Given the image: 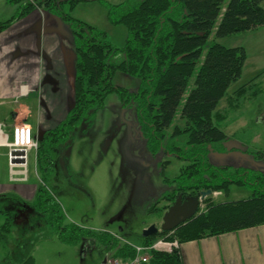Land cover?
Returning <instances> with one entry per match:
<instances>
[{"label":"trees","instance_id":"obj_1","mask_svg":"<svg viewBox=\"0 0 264 264\" xmlns=\"http://www.w3.org/2000/svg\"><path fill=\"white\" fill-rule=\"evenodd\" d=\"M90 1L102 0H44L37 5L70 26L77 56L74 107L61 125L42 136L41 161L51 167L45 144L56 147L71 141L75 128L83 121L91 123L106 98L116 92L124 106L136 104L142 134L152 151L163 146L177 115L186 121L185 128L176 127L171 136L178 141L166 147L169 157L186 163L173 180L176 193L198 196L209 190L227 192L233 185L247 187L252 193L248 200L220 204H212L207 198V212L174 230L172 240L184 243L264 225V175L216 167L208 160L211 148L226 140V134L214 124L213 115L231 84L241 77L246 51L215 43L201 62L203 47L213 33L216 38H224L264 27V0H126L118 5L107 4L110 22L128 28L124 49L113 47L103 32L61 10L64 3L73 7ZM9 2L19 4L23 0ZM30 6L21 5L17 19L33 8ZM8 25L0 26V30ZM118 70L141 79L138 93L113 85ZM35 205L50 215L64 243L97 239L115 258L135 257L132 246L119 244L114 235L64 224L61 206L45 189H38ZM10 224L11 219L3 227L9 229ZM155 239L144 238L143 245ZM22 264H35V260L29 257ZM148 264L183 263L179 251L173 250L152 251Z\"/></svg>","mask_w":264,"mask_h":264},{"label":"rangeland","instance_id":"obj_2","mask_svg":"<svg viewBox=\"0 0 264 264\" xmlns=\"http://www.w3.org/2000/svg\"><path fill=\"white\" fill-rule=\"evenodd\" d=\"M125 1L116 0L118 3ZM43 2L23 0L19 5L28 4L31 8ZM112 3L115 2H81L74 8L64 3L61 10L76 20L95 26L113 47L124 49L129 31L123 24L110 22L107 4L114 5ZM19 5H12L13 16H18ZM42 10L64 22L47 8ZM215 43L226 48H244L247 60L241 77L231 84L213 115L214 124L226 134V140L211 148L209 163L264 175V27L224 38H216L213 33L203 47L201 62ZM70 45L75 58L73 85L77 56L72 35ZM194 80L195 76L190 80V88ZM113 85L135 94L140 91L142 82L140 78L118 70ZM57 88L61 89L63 98L65 86L62 84ZM68 98L71 110L74 99L70 93ZM32 106L28 109L26 123L42 138L53 129L45 131L46 125L39 124L38 103L35 101ZM59 106L53 110L56 116L67 111L63 104ZM48 111L44 105L41 115L44 117ZM65 120L62 119V123ZM0 124L6 131H11L14 124L12 113L1 107ZM185 126L186 121L177 115L166 132L163 146L152 151L142 134L136 104L124 106L119 94L114 92L106 98L103 109L96 113L91 123L83 121L75 128L71 141L61 142L56 147L45 144L51 167L41 161L42 150L37 157L35 152L31 154L27 184L10 182L7 148L0 147V189L14 199L22 197L23 188L30 189V195L36 188H43L61 206L64 224L72 223L97 234L116 235L119 244L140 248L144 242L143 233L151 226L159 229L155 241L169 235H163L161 227L165 214L179 194L175 192L173 180L186 163L169 157L166 147L178 141L171 139L175 128L184 129ZM251 196L247 187L233 185L227 192H213L207 198H211L212 204H220L248 200ZM206 200L195 217L207 212L210 203L206 204ZM28 208L30 211L25 212V217L12 220L9 232L3 228L5 217L0 216V264H21L29 257H33L35 264H102L105 251L100 240L91 239L90 249L85 247L84 239L76 244L64 243L59 231L51 224L50 215L33 203L28 204ZM174 235L175 231L171 238Z\"/></svg>","mask_w":264,"mask_h":264},{"label":"crops","instance_id":"obj_3","mask_svg":"<svg viewBox=\"0 0 264 264\" xmlns=\"http://www.w3.org/2000/svg\"><path fill=\"white\" fill-rule=\"evenodd\" d=\"M111 2L121 4L116 0ZM12 5L9 0H0V26L9 24L0 30V107L12 113L13 126L28 124V109L36 101L39 124L46 125L45 131L51 130L72 110L68 107L69 93L75 104V82L72 85L75 58L70 35L74 47L75 38L64 22L45 13L42 7H33L17 19L12 14ZM62 84L66 88L63 98L61 89L57 88ZM60 104L66 106L67 111L56 116L53 110L61 107ZM44 105L49 111L43 117L41 109ZM55 120H58L56 125L51 126ZM4 191L0 189V207L3 209L0 216L5 217L6 224L9 219L12 222L25 217V212L30 211L28 204H35L38 189L30 195L31 190L23 188L22 197L14 199ZM4 230L9 232V229ZM90 245L91 241L87 240L85 247L90 249ZM104 251L102 264L112 254L105 247ZM178 251L183 264H264V225L180 243Z\"/></svg>","mask_w":264,"mask_h":264},{"label":"built area","instance_id":"obj_4","mask_svg":"<svg viewBox=\"0 0 264 264\" xmlns=\"http://www.w3.org/2000/svg\"><path fill=\"white\" fill-rule=\"evenodd\" d=\"M41 137L28 124L15 125L11 131L0 124V147L7 148L8 175L11 183L27 184L30 179L31 154L38 156ZM37 161V158H36ZM170 232L166 238L156 240L153 244L142 245L135 250V257L123 260L108 256L105 264H148L152 251L172 252L179 249L178 240H172Z\"/></svg>","mask_w":264,"mask_h":264},{"label":"water","instance_id":"obj_5","mask_svg":"<svg viewBox=\"0 0 264 264\" xmlns=\"http://www.w3.org/2000/svg\"><path fill=\"white\" fill-rule=\"evenodd\" d=\"M211 190L202 192L198 196H186L180 194L175 203L169 208L164 216L161 231L164 233L172 232L182 224L192 220L200 209L201 204L208 196H211ZM159 229L156 226H151L143 233L144 238L156 236ZM105 264V262H104Z\"/></svg>","mask_w":264,"mask_h":264},{"label":"flooded vegetation","instance_id":"obj_6","mask_svg":"<svg viewBox=\"0 0 264 264\" xmlns=\"http://www.w3.org/2000/svg\"><path fill=\"white\" fill-rule=\"evenodd\" d=\"M40 137H41V136H40ZM179 195H180V194H179ZM179 195H178V196H179ZM183 195H184V197L188 196V195H185V194H183ZM176 199H177V198H176ZM175 201H176V200H175Z\"/></svg>","mask_w":264,"mask_h":264}]
</instances>
